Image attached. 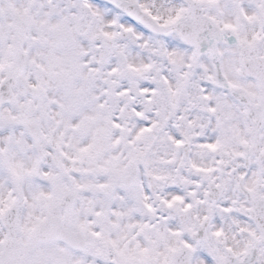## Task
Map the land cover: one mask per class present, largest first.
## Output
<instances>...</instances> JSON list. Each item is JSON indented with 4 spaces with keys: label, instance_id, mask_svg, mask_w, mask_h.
I'll list each match as a JSON object with an SVG mask.
<instances>
[{
    "label": "snow or ice",
    "instance_id": "6c2138e0",
    "mask_svg": "<svg viewBox=\"0 0 264 264\" xmlns=\"http://www.w3.org/2000/svg\"><path fill=\"white\" fill-rule=\"evenodd\" d=\"M0 264H264V0H0Z\"/></svg>",
    "mask_w": 264,
    "mask_h": 264
}]
</instances>
